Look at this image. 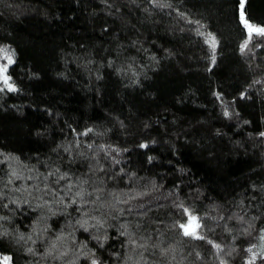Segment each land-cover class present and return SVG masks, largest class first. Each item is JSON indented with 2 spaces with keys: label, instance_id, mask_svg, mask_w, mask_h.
Masks as SVG:
<instances>
[{
  "label": "trees",
  "instance_id": "trees-1",
  "mask_svg": "<svg viewBox=\"0 0 264 264\" xmlns=\"http://www.w3.org/2000/svg\"><path fill=\"white\" fill-rule=\"evenodd\" d=\"M245 21L264 0H0V264H264Z\"/></svg>",
  "mask_w": 264,
  "mask_h": 264
},
{
  "label": "snow or ice",
  "instance_id": "snow-or-ice-1",
  "mask_svg": "<svg viewBox=\"0 0 264 264\" xmlns=\"http://www.w3.org/2000/svg\"><path fill=\"white\" fill-rule=\"evenodd\" d=\"M241 9H243V3H241ZM241 15L243 17V12H241ZM245 26L249 28L250 34L251 32L254 31L258 35H264V27H255L249 24L247 21H245ZM0 51H5V58L8 60L9 64L13 63L11 57L6 54V50H0ZM7 71L8 69L6 66L0 65V79L3 80V83L8 87L10 91H15L16 90L15 87L11 83H9L10 77L7 75ZM184 211L187 213L188 210L185 209ZM179 227L184 230L185 235H191V236H194L195 238H200L197 235V229L200 227L197 217L191 216V214H189V222L180 224ZM248 250L251 251V249H248ZM3 259L4 261L10 260L9 257H4ZM92 264H97V262L93 260Z\"/></svg>",
  "mask_w": 264,
  "mask_h": 264
},
{
  "label": "rangeland",
  "instance_id": "rangeland-1",
  "mask_svg": "<svg viewBox=\"0 0 264 264\" xmlns=\"http://www.w3.org/2000/svg\"><path fill=\"white\" fill-rule=\"evenodd\" d=\"M207 38H209V37H207ZM248 41H249V39H248ZM210 43H211V46L212 47L215 46V44H214L213 41H211ZM247 44H248V42L245 45H247ZM0 50H6V54L8 56H10L11 59H12V61L14 62V56H13L10 48H8V47H2ZM12 64L13 63L9 64L8 63V60L5 58V51H0V65L6 66L7 69H8ZM0 89L1 90H9L8 87L3 83V80L2 79H0ZM188 222H189V220H188ZM198 223H199V220H198ZM199 225H200V223H199Z\"/></svg>",
  "mask_w": 264,
  "mask_h": 264
}]
</instances>
